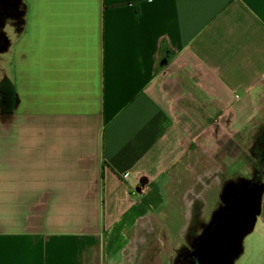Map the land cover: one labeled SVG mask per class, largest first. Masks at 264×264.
<instances>
[{
	"label": "crops",
	"instance_id": "1",
	"mask_svg": "<svg viewBox=\"0 0 264 264\" xmlns=\"http://www.w3.org/2000/svg\"><path fill=\"white\" fill-rule=\"evenodd\" d=\"M9 5L0 28V264H104L138 195L190 158L201 136L188 121L192 105L205 118L211 106L221 112L219 127L236 138L210 137L219 144L264 124V0ZM253 193L251 228L228 264H264V174Z\"/></svg>",
	"mask_w": 264,
	"mask_h": 264
},
{
	"label": "rangeland",
	"instance_id": "2",
	"mask_svg": "<svg viewBox=\"0 0 264 264\" xmlns=\"http://www.w3.org/2000/svg\"><path fill=\"white\" fill-rule=\"evenodd\" d=\"M192 107L195 110L188 121L192 120V129L201 133L202 143L193 148L190 158L177 160L155 177L147 192L138 195L141 202L133 217L122 225L123 234H118V229L108 240L104 264H171L173 249L181 244L186 231L206 219L211 207L217 204L223 184L230 179L250 177L257 171L262 178L264 150L259 144H264V124L256 133L245 128L240 143H233L234 139L228 137V143L219 144L218 139L215 144L212 137L226 138V130L219 127L221 112L211 106L205 118L199 104ZM229 114L225 112L223 117ZM259 119L264 121V113ZM208 124L218 125L209 130V139L204 135ZM226 132L236 138L231 129Z\"/></svg>",
	"mask_w": 264,
	"mask_h": 264
},
{
	"label": "flooded vegetation",
	"instance_id": "3",
	"mask_svg": "<svg viewBox=\"0 0 264 264\" xmlns=\"http://www.w3.org/2000/svg\"><path fill=\"white\" fill-rule=\"evenodd\" d=\"M9 7V0H0V28L11 8ZM2 43L3 36L0 31V45ZM199 138L200 136L192 142L190 154L193 148L196 149L199 146ZM211 142L216 144L214 139ZM259 145L264 150V144ZM229 182L222 185L217 204L211 207L205 216L206 219L197 222L195 228L191 227L185 232L181 244L173 249L174 257L171 264H222V255L229 250L227 243L237 226L231 216L235 215L246 197L260 184L261 176L257 171L250 177L230 179ZM225 192H228L227 199H225ZM189 206L191 208L192 204ZM191 221L192 217L189 223Z\"/></svg>",
	"mask_w": 264,
	"mask_h": 264
},
{
	"label": "water",
	"instance_id": "4",
	"mask_svg": "<svg viewBox=\"0 0 264 264\" xmlns=\"http://www.w3.org/2000/svg\"><path fill=\"white\" fill-rule=\"evenodd\" d=\"M255 195L253 193V191L251 192V194L249 196L246 197V199L243 201L242 205L240 208H238L237 212L235 213V215L233 214V216H231L232 221L235 222L236 229L234 231V233H232V238L229 239L228 243L229 244V250L225 253H223L222 255V264H228L230 258L232 257V255L234 254V250L235 247L237 245V243L239 242L240 238L246 234L252 225L253 222V210L249 211L248 209V205L253 203L255 204V201L257 199H255ZM231 220L229 219V223Z\"/></svg>",
	"mask_w": 264,
	"mask_h": 264
}]
</instances>
